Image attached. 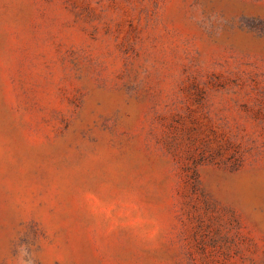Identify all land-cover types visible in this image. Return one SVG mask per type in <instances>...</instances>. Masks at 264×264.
<instances>
[{
	"label": "rangeland",
	"instance_id": "374dc122",
	"mask_svg": "<svg viewBox=\"0 0 264 264\" xmlns=\"http://www.w3.org/2000/svg\"><path fill=\"white\" fill-rule=\"evenodd\" d=\"M19 244L264 264V0H0V264Z\"/></svg>",
	"mask_w": 264,
	"mask_h": 264
},
{
	"label": "clouds",
	"instance_id": "9594fccd",
	"mask_svg": "<svg viewBox=\"0 0 264 264\" xmlns=\"http://www.w3.org/2000/svg\"><path fill=\"white\" fill-rule=\"evenodd\" d=\"M14 264H36L34 246L19 244L14 257Z\"/></svg>",
	"mask_w": 264,
	"mask_h": 264
}]
</instances>
